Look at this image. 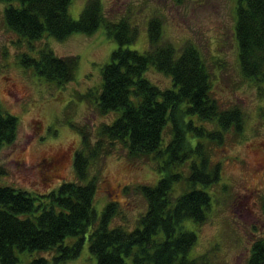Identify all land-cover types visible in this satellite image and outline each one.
<instances>
[{
	"label": "trees",
	"instance_id": "1",
	"mask_svg": "<svg viewBox=\"0 0 264 264\" xmlns=\"http://www.w3.org/2000/svg\"><path fill=\"white\" fill-rule=\"evenodd\" d=\"M17 1L20 6L4 9V23L22 39L35 41L46 35L61 41L75 32L92 35L104 26L119 46L102 67L99 86L85 97L101 114H119L97 128L93 143L81 130V148L73 157L75 179L48 193L0 183V264H17V253L24 251L41 254L29 264H64L79 255L88 227L89 249L97 264H127L126 258L134 264H207L206 254L187 257L196 235L184 221L206 220L210 195L200 187L217 181L222 168L220 162L211 163L210 150L223 143L227 132H240L243 114L238 106L222 108L212 95L211 72L199 49L191 42L176 47L163 40L158 16L147 22V50L123 47L136 40L138 29L126 17L106 18L101 0H87L77 19L69 14L71 0ZM236 3L239 69L262 89L264 0ZM21 63L46 81L63 85L74 78L79 59L59 57L44 48L37 57L24 53ZM150 70L167 75L171 85L159 87L147 76ZM207 122L213 126L208 128ZM17 125V117L0 104V150L15 141ZM117 143L125 147L129 159L150 157L163 173L156 184L135 187L146 210L130 231L108 227L118 212L116 202H107L98 225L93 205L102 166L93 176L89 168ZM5 173L0 166V176ZM68 237L74 240L68 243ZM248 264H264V238L252 242Z\"/></svg>",
	"mask_w": 264,
	"mask_h": 264
},
{
	"label": "rangeland",
	"instance_id": "2",
	"mask_svg": "<svg viewBox=\"0 0 264 264\" xmlns=\"http://www.w3.org/2000/svg\"><path fill=\"white\" fill-rule=\"evenodd\" d=\"M87 0H71L69 14L80 15ZM103 14L111 20L126 17L138 29L136 40L123 47L145 51L149 47L147 22L158 16L162 39L174 45L193 43L211 72L212 95L222 108L238 106L243 114L240 132L231 130L223 143L210 150L211 163L220 162L219 179L200 187L210 195L206 220L197 224L184 221L196 235L188 258L206 254L207 264H248L252 242L264 238V84L243 77L238 64L234 35L236 0H101ZM20 6L19 1L0 2V104L18 119L15 141L0 150V166L6 173L1 184L36 193H48L62 182L75 179L73 157L81 148V130L96 140L97 128L110 123L119 112L101 114L85 95L101 82V69L110 61L118 42L106 34L103 25L92 35L75 32L58 41L44 35L38 40L20 38L4 21V9ZM30 44V45H29ZM31 46V48H30ZM51 49L59 57L77 56L75 76L59 85L38 76L21 63L24 53L37 57L40 49ZM147 76L161 88L170 78L150 70ZM208 128L213 125L206 123ZM53 159H56L54 162ZM99 172L94 209L98 220L108 201L117 203L118 212L108 227L134 229L145 213L146 201L134 190L140 184H156L162 176L150 157L131 160L117 143L109 154L97 159L89 175ZM185 173L186 171V167ZM88 227L79 255L64 264H97L89 249ZM74 237H68L71 243ZM38 251L18 252L17 264H29ZM50 256V253L47 254ZM127 264H134L131 258Z\"/></svg>",
	"mask_w": 264,
	"mask_h": 264
},
{
	"label": "flooded vegetation",
	"instance_id": "3",
	"mask_svg": "<svg viewBox=\"0 0 264 264\" xmlns=\"http://www.w3.org/2000/svg\"><path fill=\"white\" fill-rule=\"evenodd\" d=\"M53 161L55 162V161H56V159H53Z\"/></svg>",
	"mask_w": 264,
	"mask_h": 264
}]
</instances>
